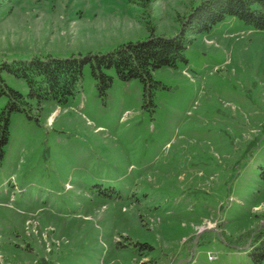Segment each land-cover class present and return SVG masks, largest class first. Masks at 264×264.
Returning a JSON list of instances; mask_svg holds the SVG:
<instances>
[{"label":"rangeland","instance_id":"obj_1","mask_svg":"<svg viewBox=\"0 0 264 264\" xmlns=\"http://www.w3.org/2000/svg\"><path fill=\"white\" fill-rule=\"evenodd\" d=\"M201 0H0V65L105 53ZM187 62L100 95L89 65L68 102L15 111L0 160V264H254L264 229V28L228 16ZM27 94L26 82L0 70ZM0 95V109L6 104Z\"/></svg>","mask_w":264,"mask_h":264},{"label":"trees","instance_id":"obj_2","mask_svg":"<svg viewBox=\"0 0 264 264\" xmlns=\"http://www.w3.org/2000/svg\"><path fill=\"white\" fill-rule=\"evenodd\" d=\"M146 4L148 0H131ZM228 16H234L256 29L264 28V0H201L190 10L178 16L180 28L173 36L150 33L145 39L118 44L105 53H86L68 57L35 55L28 59L3 62L1 71L23 79L29 91L23 94L9 86L0 76V95L7 99L0 109V160L10 135V117L15 111L25 112L31 118L32 103L37 111L44 100L53 99L59 104L68 102L77 90L83 69L89 65L100 95H106L113 83V76L106 72L114 69L124 81L138 78L143 84V99L153 105L154 89L162 85L152 72L162 66H177L179 60L187 62L185 49L193 40V34L207 33ZM249 255L254 264H264V229L256 234Z\"/></svg>","mask_w":264,"mask_h":264}]
</instances>
